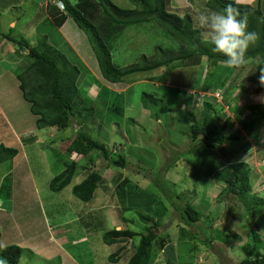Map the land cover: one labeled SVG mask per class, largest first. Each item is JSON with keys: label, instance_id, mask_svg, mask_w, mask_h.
<instances>
[{"label": "rangeland", "instance_id": "rangeland-1", "mask_svg": "<svg viewBox=\"0 0 264 264\" xmlns=\"http://www.w3.org/2000/svg\"><path fill=\"white\" fill-rule=\"evenodd\" d=\"M43 1L0 0V15L8 19L0 24V37L10 33L35 46L47 33L54 45L63 40L72 44L82 60L79 62L87 69L83 68L79 86L84 79L92 82L91 87L81 93V104L88 115L81 127L106 144L111 153L122 150L129 166L112 165L98 150L87 155L73 152L72 158L79 162L78 175L62 191L50 189L51 179L63 169L61 164L68 158L67 147L79 126L74 122L65 129L38 127L37 116L32 113L30 102L23 98L18 79L35 59L29 50H23L17 42L3 37L4 47L0 49V142L18 148L19 153L14 160L0 164V232H4L3 239L0 233L3 242L0 250L19 242L17 226L25 236L31 227L29 223L35 224L33 233L30 232L34 235L42 233L44 220L50 223L67 221L71 232L68 237L71 245L67 250L75 254L74 257L65 255L56 245L47 244L40 238L20 242L23 244L20 264H74L77 260L81 264H129L136 252L134 238L124 235L118 243L108 245L104 235L115 228L143 232L147 224L158 223L161 238L154 243L151 264H239L249 257L255 242L253 232L264 235V207L259 215L253 213L256 205L243 209V201L240 202L233 193L224 195L225 182L208 173L211 168L225 169L234 163L245 162L251 175L255 173L251 166L259 170L258 175H253L252 189L259 200L264 198V160H260V157L264 159V125L255 111L247 109L249 104L264 102V92L252 81L259 60L248 61L247 68L239 69L229 67L223 61L212 65L208 56L197 53L170 66L137 72L125 76L121 82L110 83L101 77L93 48L75 23H67L61 28L49 15L54 29H44L37 19ZM112 1L124 8H136L131 0ZM221 1L226 3L227 0ZM236 1L255 7L260 3V0ZM213 5L219 6V3L215 0H167V10L182 17H192L205 40L207 30L200 28L198 21L201 14L217 11ZM261 5L264 11V0ZM42 8L46 14L48 5ZM9 18L15 22L19 19L18 24L9 25ZM113 43V62L122 67L143 60V56L152 60L163 52H177L184 47L152 19L125 27ZM67 54L70 58V53ZM145 93L163 99L157 106L161 109L160 119L144 106L142 97ZM123 98L127 101L124 111L122 116H116ZM205 101L216 107L215 119L227 136L225 143L211 149L195 143L187 129V124L200 118ZM257 130L260 131L258 138ZM248 147L253 150L246 151ZM92 171L100 172L103 179L93 199L84 202L74 195L73 186ZM31 181L35 187L31 186ZM184 202L197 206L204 220L219 214L212 229V236L217 235L214 243H206L202 230L185 225L178 209ZM229 204L235 206L226 214ZM141 213L151 216L153 221L142 220ZM10 218L15 219L16 226L13 222L10 224ZM63 224L67 226V223ZM198 224L203 226L202 222ZM183 228L195 230L199 238L184 235ZM84 231H87L85 236ZM9 235L14 236L15 242H10ZM86 239L87 243L72 245ZM116 252L121 254L114 262L110 258Z\"/></svg>", "mask_w": 264, "mask_h": 264}, {"label": "trees", "instance_id": "trees-1", "mask_svg": "<svg viewBox=\"0 0 264 264\" xmlns=\"http://www.w3.org/2000/svg\"><path fill=\"white\" fill-rule=\"evenodd\" d=\"M131 1L135 3L136 8H124L112 0H48V12L46 10L47 13L45 14L48 18L42 14L37 19L41 21L44 29H47V27L54 29V24L49 22L50 16L54 18L56 25L61 28H65L67 23H75L82 37L86 36L93 48L95 59L98 62L97 69L100 71L101 77L110 83L121 82L125 76L137 72H146L163 66H170L177 61H182L197 53L208 56L212 65H216L220 61H226V58L221 54L212 51L213 46L203 38L201 30L195 27L192 17L188 15L182 17L176 12H169L167 10V0ZM215 2L219 3V6L213 5V8L216 7L215 9L217 11L222 10L229 3H232L242 13H247L248 31L256 32L259 39L247 49L245 63L236 68H247L249 65L248 61L259 60L256 64L257 72L253 74L252 81L257 89L264 92V85L260 84L261 69H264V11L261 0L257 7L249 4L236 3L235 0H227L226 3L221 0H215ZM59 4L63 5V10L57 6ZM209 6L212 7V4H209ZM43 17L45 20L42 19ZM151 19L157 21L171 35L180 40L184 47L177 52H163L159 57L153 58L152 60L147 58V56H143V60L126 67L116 65L112 59L111 47H114L113 42H116L119 34L127 26L140 24L145 20L149 21ZM3 37L17 42L23 50H29L31 56L35 59L31 65L25 68L23 73L21 72L18 75V79L20 81V90L23 98L27 102H30L31 111L37 116L36 121L38 127L42 129L48 127L65 129L74 125V122H77L79 126V129H76L74 132V138L71 139L67 147L66 152L68 158L63 162L65 168L51 179L49 184L50 189L54 192L62 191L78 175L79 162L71 158L73 152L80 155H87L92 150H98L112 165L122 168L128 167L129 160L122 150L120 152L114 150L111 153V150H109L106 144L94 138L88 131L81 127V124L85 123L88 119V115L83 109L84 104H81L83 102L81 93L85 88L91 87L92 82L89 79H84L81 86H79V79L84 73L83 68L85 70L86 66L84 63L81 64L79 62L82 60L78 58L75 47L68 42L66 43L64 40L58 45L52 44L47 33L35 46H31L28 41L14 38L10 33H3L0 39L2 40ZM61 44L62 46H60ZM67 52L70 53V58ZM93 79L97 80V77L94 76ZM222 84L219 83V85ZM80 87L82 88L81 90ZM226 91H228V88ZM190 95L192 96L193 94ZM142 100L144 106L156 118L160 119L161 109L157 106L160 105L163 99L151 93H145ZM126 103V99L121 102V109H116L119 111L116 116H122L124 111L123 106ZM214 108L216 109L213 103L205 101L200 118L195 119L191 124H187L189 136L192 140L210 149L217 147V144L225 143L227 140V136L221 132L217 124ZM247 109L255 111L258 114L259 122L264 125V102L249 104ZM116 110L114 109V111ZM93 111L94 109L91 108L90 113L92 115ZM255 132L257 135L256 138H258V132L260 131L257 130ZM18 153V148L10 147L0 142V164L14 160ZM208 175L218 181L225 182L224 195L230 194V192L233 193L240 202L241 200L243 201V209H250L251 206L256 205L253 213L258 215L261 213V208L264 207V198L259 200L253 194L251 171L245 162L234 163L225 169L211 168ZM101 179H103V175L100 172H90L81 182L73 186L74 195L84 200V202L91 201ZM7 188L10 190L9 185H7ZM253 197H257V199ZM234 206L231 204L227 205L226 214L231 213ZM178 209L181 212L186 226L192 227L195 230L197 228L202 230L203 236L207 241L205 242L209 243V245L215 242L217 235L212 236V229L219 214H215V216L204 220L201 210L197 206L186 202L181 205L179 204ZM139 215L144 221H153L149 215L144 213ZM200 222L203 223L202 227L198 224ZM147 225L146 230L143 232L128 229L118 230L115 228L104 235V242L108 245H113L120 241V237L130 235L134 238L136 252L132 255L129 264H151L154 243L161 238V228L158 223ZM195 230L183 228L182 231L184 235L187 234L191 235L192 238H199V234ZM86 234L87 231H84L83 235L85 236ZM137 237L140 239L138 240ZM253 237L255 241L253 251L249 253V257L243 259L239 264H264V235L254 231ZM136 241L138 242L136 243ZM87 242L88 240L86 239L84 242L72 245ZM22 253L23 248L18 244H11L1 248V264H20ZM120 254V252H116L111 255L112 258L110 259L117 262ZM76 256L79 259L78 255ZM181 264L193 263L183 262Z\"/></svg>", "mask_w": 264, "mask_h": 264}, {"label": "clouds", "instance_id": "clouds-1", "mask_svg": "<svg viewBox=\"0 0 264 264\" xmlns=\"http://www.w3.org/2000/svg\"><path fill=\"white\" fill-rule=\"evenodd\" d=\"M57 6L63 10L62 4ZM198 23L200 28L207 30L205 38L213 46L212 51L225 57V62L229 67L243 65L247 49L259 39L256 32L248 31L247 13H242L232 3H229L227 7L220 11L201 14ZM261 73L260 84L264 85V69H261ZM67 140H69V143V137H67ZM63 141H66V139H63ZM72 159L75 160L74 158ZM64 168L63 166V170Z\"/></svg>", "mask_w": 264, "mask_h": 264}, {"label": "crops", "instance_id": "crops-1", "mask_svg": "<svg viewBox=\"0 0 264 264\" xmlns=\"http://www.w3.org/2000/svg\"><path fill=\"white\" fill-rule=\"evenodd\" d=\"M46 0H44L43 1V6L41 5L40 6V12H39V14L40 15H42V14H45L44 12H43V8L42 7H46V5H47V3L45 2ZM235 2L236 3H241V2H237L236 0H235ZM40 3H41V0H40ZM4 14V13H3ZM39 15V16H40ZM8 20V19H7ZM7 20H5V17H3V15L1 14L0 15V24L1 25H3V23H5ZM18 22H19V19H17V21L15 22L14 21V19L13 20H10V18H9V25L10 24H13V23H16V24H18ZM74 28V27H73ZM2 29V28H1ZM3 47H4V42H3V40L0 42V49H2L3 50ZM262 103V102H261ZM260 143V141H258V144ZM263 143H264V141H263ZM262 145V144H261ZM262 147H264V145H262ZM249 148V147H248ZM252 148H253V146H252ZM252 148H249V149H245L246 151H251V150H253ZM248 152V153H249ZM260 160L261 161H263L264 159L262 158V157H260ZM63 166V165H62ZM252 168H251V170L253 171V172H255L254 174H252L251 175V178H254L253 177V175H258L260 172H258L259 170H254V169H257L256 167L254 168L253 166H251ZM13 168V167H12ZM63 170V169H62ZM7 173H5V175H6ZM32 176H33V178H35V176L32 174ZM32 176H31V179L33 180V182H35V180L32 178ZM262 176H264L263 174H262ZM259 178V177H258ZM261 178V177H260ZM81 182V181H80ZM77 184V183H76ZM31 186H34L35 187V185H34V183H32V181H31ZM37 186V185H36ZM13 190H15V189H13ZM35 190H37V189H35ZM36 198V197H35ZM38 199H39V201H40V198L38 197ZM41 203L42 202H40V204H39V206H41ZM11 215H12V213H11ZM9 221H10V224L13 222L14 223V226H16L17 225V223H15L14 221H15V219H13V218H10L9 219ZM45 221V226H44V230L42 231V233H40V232H36V233H34V235H31L30 234V232L31 233H33V231H31L33 228V226H35V224L34 223H29V226H31V227H28L29 229H28V232H27V235H22V232H20V231H22V229H21V227L20 226H17V227H15L16 228V235H17V238H18V240H19V242L17 243L18 245H20L21 247H22V243H20V242H22V241H25V240H29V241H34V240H37V239H40V238H42L43 240H46L45 241V243H47V244H50V245H56L58 248H60V250L62 251V252H64V254L65 255H70V256H72V257H74V255L75 254H73V253H71L70 251H68L67 249V246L68 245H70V240H69V236L71 235V232H70V227H68V222L66 221V222H63V221H58V222H54V223H50V221L49 220H44ZM63 223H67V226H65ZM60 224H62V225H60ZM36 231H38V230H36ZM1 233V235H2V239H3V236H4V232H0ZM45 236H44V235ZM15 235V236H16ZM9 238H10V242H15L14 241V236H11V235H9L8 236ZM0 238H1V236H0ZM32 239V240H31ZM2 240H0V243H3V242H1ZM10 244V243H9ZM11 245V244H10ZM75 259V258H74ZM74 264H81V263H79L78 262V260L76 261V262H74Z\"/></svg>", "mask_w": 264, "mask_h": 264}]
</instances>
